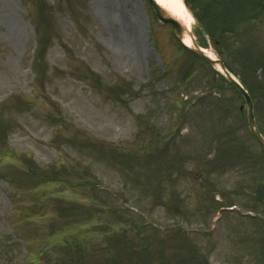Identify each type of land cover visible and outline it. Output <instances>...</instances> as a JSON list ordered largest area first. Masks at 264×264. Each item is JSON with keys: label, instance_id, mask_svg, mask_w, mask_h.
Listing matches in <instances>:
<instances>
[{"label": "rangeland", "instance_id": "obj_1", "mask_svg": "<svg viewBox=\"0 0 264 264\" xmlns=\"http://www.w3.org/2000/svg\"><path fill=\"white\" fill-rule=\"evenodd\" d=\"M236 34L264 52V22ZM241 104L147 0H0V264H264Z\"/></svg>", "mask_w": 264, "mask_h": 264}, {"label": "trees", "instance_id": "obj_2", "mask_svg": "<svg viewBox=\"0 0 264 264\" xmlns=\"http://www.w3.org/2000/svg\"><path fill=\"white\" fill-rule=\"evenodd\" d=\"M198 25L197 32L206 34L227 69L234 74L254 98L264 92V52L258 53L230 42L241 39L236 29L249 20L264 22V0H187Z\"/></svg>", "mask_w": 264, "mask_h": 264}, {"label": "water", "instance_id": "obj_3", "mask_svg": "<svg viewBox=\"0 0 264 264\" xmlns=\"http://www.w3.org/2000/svg\"><path fill=\"white\" fill-rule=\"evenodd\" d=\"M150 6L153 8L154 13L157 17V19L165 24H170L173 28V34L176 37L178 41L181 42L182 37L185 32H187L190 35V38L192 40L193 48H189L185 45V49L192 54L196 55L197 57L203 59L207 63H209L212 67H214L217 71L223 74L224 78L233 85L243 96L246 105H247V123L249 130L253 137L257 140V142L264 148V138L260 135L259 131L256 128L254 117L252 113V101L249 97V95L246 93V91L240 86V84L229 74V72L226 70L222 60L220 57L216 56V60L211 59L208 57L195 43L193 40L192 35L186 30L185 26H183L177 19H175L173 16H171L166 10H164L160 5L157 4L155 0H148ZM187 7V5L185 4ZM188 8V7H187Z\"/></svg>", "mask_w": 264, "mask_h": 264}, {"label": "bare ground", "instance_id": "obj_4", "mask_svg": "<svg viewBox=\"0 0 264 264\" xmlns=\"http://www.w3.org/2000/svg\"><path fill=\"white\" fill-rule=\"evenodd\" d=\"M160 6L165 8L170 14H172L175 18L180 20L185 26L190 29V16L186 11L185 7L181 0H156ZM183 43L187 46H191V39L188 35L183 37ZM206 55L210 58H215L214 54L208 49H203Z\"/></svg>", "mask_w": 264, "mask_h": 264}]
</instances>
